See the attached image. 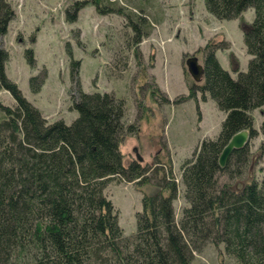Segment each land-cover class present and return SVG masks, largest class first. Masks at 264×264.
<instances>
[{"label": "trees", "instance_id": "16d2710c", "mask_svg": "<svg viewBox=\"0 0 264 264\" xmlns=\"http://www.w3.org/2000/svg\"><path fill=\"white\" fill-rule=\"evenodd\" d=\"M109 1L92 2L99 13L109 9L127 19L129 43L137 45L150 34L152 24L143 15L150 0H131L125 7ZM204 3L221 21L254 10L244 31L251 59L247 70L233 78L216 56L226 44L209 43L200 50L201 84L175 103L196 98L198 92L204 99L209 94L225 119L219 135L203 140L184 161L179 181L170 158L157 167L125 163L121 146L137 129L128 120L127 94L87 93L79 87L72 102L77 118L48 122L7 77L9 55L0 48V87L15 101L12 107L0 102V264H192L194 253L209 244L234 264H264V180L242 182L251 164L249 145L234 150L224 167L219 164L235 134L248 131L250 139L258 134L252 113L264 109V0ZM86 4L76 2L74 9ZM12 17L8 2L0 0V37ZM68 17L72 22L77 18ZM27 56L32 63V53ZM72 65L76 74L79 64ZM43 83L44 77H32V93H39ZM152 95L171 103L156 87ZM120 182L140 191L154 188L143 193L131 235H125L106 195L111 183ZM179 186L185 206L178 217L174 201Z\"/></svg>", "mask_w": 264, "mask_h": 264}, {"label": "rangeland", "instance_id": "374dc122", "mask_svg": "<svg viewBox=\"0 0 264 264\" xmlns=\"http://www.w3.org/2000/svg\"><path fill=\"white\" fill-rule=\"evenodd\" d=\"M6 1L13 11L7 34L0 37V48L9 55L6 75L43 117L48 122L76 119L72 102L78 98L79 87L87 93L122 91L130 97L128 120L137 127L121 146L125 163L137 160L139 154L140 163L157 167V162L166 163L170 158L177 181L184 161L203 140L219 135L225 119L209 94L204 99L198 92L196 98L175 103L202 81L196 82L187 71V59L196 57L203 64L200 50L209 43L226 44L227 49L218 50L216 56L233 78H237V71L247 70L251 59L244 31L254 20L252 8L239 19L221 21L208 12L204 0H150L143 14L152 24L150 34L135 45L128 42L127 19L109 9L99 13L93 0ZM113 1L110 4L125 7L131 0ZM76 2L87 4L75 10ZM72 14L77 17L74 22L68 20ZM28 52L32 53V63ZM73 62L79 64L76 74H72ZM39 76L44 77V83L34 94L30 80ZM154 87L171 103H163L160 96L155 99ZM0 102L15 105L11 94L1 87ZM263 113L264 109L252 113L258 134L248 142L251 164L243 183L253 178L264 180ZM179 188V198L174 201L178 217L185 206L183 186ZM153 190L146 186L140 191L126 182L111 183L107 188L106 195L119 213L125 235L135 233L143 193ZM192 264L234 263L209 244L194 253Z\"/></svg>", "mask_w": 264, "mask_h": 264}, {"label": "water", "instance_id": "95a60500", "mask_svg": "<svg viewBox=\"0 0 264 264\" xmlns=\"http://www.w3.org/2000/svg\"><path fill=\"white\" fill-rule=\"evenodd\" d=\"M187 71L194 78L196 82H200L203 76V65L198 63V59L196 57H191L186 61ZM250 141V134L248 131H241L235 134L228 144L224 147L220 158L219 164L221 167L226 165L227 160L234 150H238L243 148ZM137 149H135L136 151ZM137 160L142 162V158L140 155H137Z\"/></svg>", "mask_w": 264, "mask_h": 264}, {"label": "bare ground", "instance_id": "6f19581e", "mask_svg": "<svg viewBox=\"0 0 264 264\" xmlns=\"http://www.w3.org/2000/svg\"><path fill=\"white\" fill-rule=\"evenodd\" d=\"M248 144V143H247Z\"/></svg>", "mask_w": 264, "mask_h": 264}]
</instances>
